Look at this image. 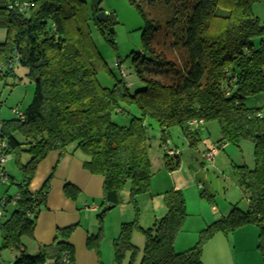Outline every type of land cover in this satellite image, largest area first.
I'll return each instance as SVG.
<instances>
[{"label": "trees", "instance_id": "16d2710c", "mask_svg": "<svg viewBox=\"0 0 264 264\" xmlns=\"http://www.w3.org/2000/svg\"><path fill=\"white\" fill-rule=\"evenodd\" d=\"M128 1L144 20L141 51L132 59L133 73L143 86L134 92L123 79L112 88L98 81L103 61L90 24L102 35L108 31L110 41L113 24L99 22L100 10L93 4L89 17L84 0H0V29L6 33L0 45V78L11 76L20 65L35 84L24 119L2 121L6 152L23 179L16 196L6 199L2 218L8 206L13 211L0 224L1 249L15 254L13 264H74L75 249L68 241L78 225L57 229L52 244L30 250L53 174L42 190L32 193L30 186L51 152L82 154L84 169L104 179L100 226L87 239L88 250L99 256L101 224L121 203L123 191L129 187L138 213L136 199L150 193L149 151L154 138L150 121L159 128L161 146L169 144L171 129L178 127L192 148L201 142L199 129L217 122L221 133L217 145L240 146L243 141L254 145V169L234 166L247 210L234 206L202 232L194 247L177 253L176 239L188 214L183 192L173 188L164 194L167 214L151 228H141L137 220L121 225L112 244L114 262L123 264L129 258V264L137 263L139 249L132 242L136 230L145 238L139 264H204L203 246L214 234L254 225L259 228L257 249L264 264V116L261 109L246 105L249 98L264 95V24L253 13L259 0H167L174 12L166 21L150 17L147 9L156 0ZM9 3L33 6L21 13L7 9ZM168 52L178 59L169 58ZM148 68L164 73L163 79L148 77ZM116 116L127 120L119 124ZM192 121L202 125L194 129ZM25 154L28 160L22 163ZM164 160L170 172L180 167L179 154L164 153ZM63 192L74 202L81 195L70 184Z\"/></svg>", "mask_w": 264, "mask_h": 264}, {"label": "rangeland", "instance_id": "374dc122", "mask_svg": "<svg viewBox=\"0 0 264 264\" xmlns=\"http://www.w3.org/2000/svg\"><path fill=\"white\" fill-rule=\"evenodd\" d=\"M86 2V10L88 16L91 17L92 4L95 6V1H100L98 9L100 12L105 13L107 21L113 24V41L108 38V31L105 30V35L91 23V33L94 44L100 53L103 61V66L98 70V81L104 88H112L116 80L122 79L119 70L115 67L116 63H121L122 67L127 70L128 76L124 81L129 85L132 92L143 83L138 80L132 70L133 56L141 51L142 33L144 27V20L140 16L138 10L133 7L128 0H84ZM167 0H156L153 8L148 7L150 17L155 19H163L166 21L174 12L173 4H167ZM171 9V10H170ZM169 10V12H168ZM171 12V13H170ZM253 13L259 21L264 24V0H259L253 5ZM97 17V15H96ZM6 33L0 29V45L5 42ZM260 40H254L256 48L260 47ZM169 58L176 61L178 56L175 53L168 52ZM28 70L20 65L14 69V73L7 78H0V121H9L18 119L16 112H25L33 101L35 93V84L27 76ZM148 77L161 80L164 73L158 72L152 68L146 71ZM249 108L261 109V114L264 116V95L249 98L246 101ZM115 120L119 124L126 122L127 117L116 116ZM150 133L154 137L150 142V162L152 166L153 177L151 181L152 186L163 185L173 178L165 170L164 153L166 148L177 149V152L182 159L181 169L184 171L183 179L181 182V189H183L184 197L186 200L187 218L183 224L181 231L178 234L176 243L181 246L182 250H189L194 247L200 240L202 232L207 229L214 221L211 219L210 213L220 214L219 210L228 203L235 204L241 210H247L248 202L243 197L240 187L238 186L236 177L234 175V166L246 165L249 169H254V145L250 141H243L240 146L223 145L220 147L218 155L212 162H209L204 157L202 159L198 152H195L186 145L180 138L179 128L174 127L171 129V140L168 145L161 146L159 141V128L157 124L150 121ZM206 129L202 130L204 137L202 138L203 144L200 150L207 152L209 146L206 145L204 140L211 139L213 144H217L221 139L220 126L217 122L207 123ZM204 156V155H203ZM219 156V157H218ZM218 157V158H217ZM28 160L27 155L21 158L22 163ZM5 172L8 177L7 183L0 181V202L14 197L18 191V184L22 182V174L16 164L14 158L8 160L4 165ZM170 175V177L168 176ZM187 175H191L187 179ZM186 176V177H185ZM185 177V178H184ZM185 180V181H184ZM193 180V181H192ZM127 187L121 196V203L113 211L115 215L120 216V211L127 209L129 217L125 213V222L130 223L135 220L139 222L140 209L137 204L139 213L136 211L135 205L130 199V190ZM204 194V196H203ZM127 196V202L124 203V198ZM209 196H212L209 197ZM138 199V198H137ZM136 199V201H137ZM129 207V208H128ZM219 208L218 211H216ZM13 211V206H8L7 214L0 219V224L4 222ZM216 211V212H213ZM106 213L102 226L103 232L105 228L107 235L110 236L112 232L113 223H109L108 215ZM96 215L95 221L99 229V219ZM118 216V219H119ZM107 226V227H106ZM254 226V225H251ZM257 227V226H255ZM121 228V226H120ZM142 228V227H141ZM258 231L259 228L257 227ZM239 230V229H238ZM237 231V230H236ZM235 231V232H236ZM218 232L214 234L203 246V258L209 256V260L218 262L219 259L225 264H236V259L241 260L239 251L230 248V241L234 237V233ZM139 237V238H138ZM2 236L0 233V264H8V251L1 249ZM133 244L138 247L139 255L137 263L141 259L144 249L145 238L144 235L136 230L132 237ZM175 243V245H176ZM111 253H109V264H115L113 256V247L111 246ZM180 250V249H179ZM178 252V248H176ZM3 253V255H2ZM105 258H108L106 249H104ZM3 256V257H2ZM123 264H129V258Z\"/></svg>", "mask_w": 264, "mask_h": 264}, {"label": "crops", "instance_id": "0c3cea01", "mask_svg": "<svg viewBox=\"0 0 264 264\" xmlns=\"http://www.w3.org/2000/svg\"><path fill=\"white\" fill-rule=\"evenodd\" d=\"M205 125L199 129L198 136L201 142L195 148L189 146L188 140L179 129V134H181L180 138L183 142L188 145L191 150L198 152L202 159L205 152H202L199 148L203 144L202 138L204 134L200 132L202 128V130L206 129ZM204 142L208 146L213 144L211 139H206ZM174 149L177 150L176 148ZM179 159L180 167L177 170L170 172L165 166V170L169 172L174 180L173 182L169 180L168 183L163 185H153L149 194L138 197L137 204L140 209L139 222L143 229L151 228L157 220L163 218L167 214V207L164 202V194L167 191L175 188L183 192V189L180 188L182 187L180 181L183 179L184 171L181 169L182 159L180 155ZM83 161L84 157L80 153L72 154L70 152L54 151L38 166L34 180L30 186V192L36 193L42 190L44 184L52 174L53 178L49 183L46 202L43 207H41L36 221L33 234L34 240L33 244L30 245V250L36 252L37 244H52L57 229L78 225L68 241L75 249L74 264H109V253H111V249L109 248H111L113 241L119 236L120 226L126 223L124 218L126 216L129 217V212L127 209H123L120 211V216L119 214L114 216L113 214L115 213L113 211L116 208L111 209L107 216L109 218V223L110 219L113 218L111 219V223H113L112 232L110 236H108L105 228L99 256L95 251L88 250V236L96 234L98 231L95 217L101 210L99 201L103 198L104 179L85 170ZM170 175L168 176L170 177ZM190 176L187 175V179H190ZM66 184L73 185L80 190L81 195L77 202L65 197L63 188ZM126 199L127 196L124 198V203L127 202ZM234 206L235 204L228 203L220 210L218 208L216 211L219 210L220 214L210 213L211 219L215 222L227 216ZM125 213L127 214L126 216ZM258 237L259 231L257 227L251 225L244 226L234 233V237L229 244L231 249L234 248L235 251L240 252L241 260L236 259V264H263L262 256L257 249ZM176 248H178V252ZM104 249L107 251L108 258H105ZM175 251L177 253H182L187 250H182L181 246L176 243ZM8 252V260L11 259V262L8 264H13L15 254L12 251ZM202 261L204 264H225L221 259H219L218 262H214L209 260V256L203 258V255Z\"/></svg>", "mask_w": 264, "mask_h": 264}, {"label": "built area", "instance_id": "2783aa9c", "mask_svg": "<svg viewBox=\"0 0 264 264\" xmlns=\"http://www.w3.org/2000/svg\"><path fill=\"white\" fill-rule=\"evenodd\" d=\"M32 6H33L32 3H24V4L9 3L8 5H6V8L7 9H18V11L22 13V12L27 11ZM115 67L119 70L122 79L126 80L127 76H128L127 70L122 67L121 63H116ZM16 115H17L18 119H21V120L24 119L23 113L16 112ZM190 125L194 129H199L200 126L202 125V122L201 121H192L190 123ZM7 147H8L7 140L3 136V124L0 121V181L4 184L8 182V177H7V174L5 172L4 165L8 162V160H10L12 158V156L7 154V152H6ZM220 147L221 146H219L217 144L216 145L215 144L210 145L207 152L204 153V158L206 160H208L209 162H212L214 160V158L218 155L219 151L221 149H223V146L221 147V149H220ZM165 153L170 155V156H175V155L179 154L177 152V150L170 149V148H166ZM7 204H8L7 200H3L0 202V219L2 218V216L4 214V209L7 206ZM65 263L68 264L67 261H65Z\"/></svg>", "mask_w": 264, "mask_h": 264}, {"label": "water", "instance_id": "95a60500", "mask_svg": "<svg viewBox=\"0 0 264 264\" xmlns=\"http://www.w3.org/2000/svg\"><path fill=\"white\" fill-rule=\"evenodd\" d=\"M100 1H95V8L98 9V5H99ZM97 20L101 23H106L107 22V17L105 15V13L100 12L97 14Z\"/></svg>", "mask_w": 264, "mask_h": 264}]
</instances>
